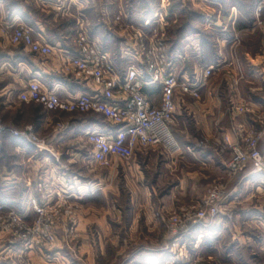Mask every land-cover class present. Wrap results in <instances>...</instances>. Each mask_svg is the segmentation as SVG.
<instances>
[{
    "label": "crops",
    "instance_id": "crops-1",
    "mask_svg": "<svg viewBox=\"0 0 264 264\" xmlns=\"http://www.w3.org/2000/svg\"><path fill=\"white\" fill-rule=\"evenodd\" d=\"M235 1L190 0L194 6L201 5V16L193 8L185 11L189 14L185 17L187 21L170 33V53L179 79L194 80L207 67L214 69L201 91L200 100L175 91L171 130L179 151L171 155L174 160L137 151L134 159L117 161L120 167L101 174L91 161L85 135L92 131L113 135L114 126L93 113H49L37 105L21 103L18 94L30 80H37L61 98L90 92L91 83L62 74L59 49L72 50L71 39L82 24L90 39L99 41L106 52L117 53L127 45L129 30L114 28L113 16L126 9L139 19L153 11L158 1L0 0V118L15 130L33 126L47 144V150L37 152L27 142L10 134L0 138V206L16 208L25 213L29 221L33 217L31 200L45 204L55 201L59 192L77 193L78 186H99V191L93 195L72 202L78 210L76 231L80 238L76 262L73 263L69 251H64L63 231H59V240L52 252L27 251L30 264H75L77 260L94 264L95 254L104 256L105 244L117 245L123 212L126 219L121 223L127 226L126 239L143 240L141 252L133 254L123 264H136V258L144 262L159 261L155 257L164 256L161 251H154L157 256L151 254L146 241L151 234L158 233L162 224L159 212L173 211L188 199L198 200L216 179L223 177L230 159L228 144L236 142L233 126L257 127L251 114L232 119L233 105H247L255 112L264 108V25L257 26L254 22L255 4L245 8L248 0H240L244 7L237 8ZM261 19L264 20V8ZM108 25L115 34L109 33ZM16 26L27 27L35 39H43L57 53L39 57L11 45L9 35ZM235 33L239 37L237 44L233 42ZM115 64L122 74L125 60L117 59ZM144 94L153 107L160 106V85L145 87ZM201 137L224 145L226 153L198 150L194 142ZM258 146L264 153V137ZM252 176L248 168L229 186L232 199L225 208L234 207L236 217L257 223L264 219V204L254 206L249 202L253 198H264V187L249 186ZM165 185L168 191L157 196V191ZM120 199H124V207L118 206ZM123 249L117 255L122 254ZM24 252L20 243L1 247L0 259Z\"/></svg>",
    "mask_w": 264,
    "mask_h": 264
},
{
    "label": "built area",
    "instance_id": "built-area-1",
    "mask_svg": "<svg viewBox=\"0 0 264 264\" xmlns=\"http://www.w3.org/2000/svg\"><path fill=\"white\" fill-rule=\"evenodd\" d=\"M254 4V22L262 26L264 0H254ZM171 6L170 0H159L153 11L139 19L126 9L113 16L111 22L114 28L129 30L127 45L117 53L106 52L102 44L90 39L84 26L79 24L71 39L72 50L59 49L62 74L80 82L91 83L92 90L61 98L37 80H30L18 94V100L23 104L37 105L49 113L101 115L114 126L116 129L113 135L96 131L85 135L90 145L91 161L96 167L109 168L115 160L128 162L137 151L152 147H159L169 155L177 153L179 148L170 131L175 112V91L199 100L214 69L207 67L194 80L178 78V68L170 53V38L167 34L169 24L175 21ZM107 30L115 34L109 25ZM9 42L39 57H50L57 53L43 39H35L32 31L25 26L13 27ZM233 42H239L236 33ZM117 59L126 62L122 74L115 64ZM151 84L161 87L159 107H153L144 94V88ZM230 114L234 120L243 114H251L257 127L233 126L236 142L228 144L230 159L225 166L226 174L234 177L250 168L252 173L264 177V153L258 147L264 137V108L255 112L247 105H233ZM6 134L24 140L37 152L47 150L45 140L36 133L33 126L15 130L0 120V138ZM225 142L228 143V138H225ZM76 190L77 193L59 192L55 201L45 204L31 200L33 217L30 225L27 224L25 213L13 207L3 209L0 206L2 231L20 232L24 249L51 245L54 226L60 221L59 215L71 214L72 202L93 195L99 191V186H78ZM229 197L223 186L211 188L202 201L183 210L182 216L168 217V233L174 236L186 225H203L216 218ZM71 223L74 224V221Z\"/></svg>",
    "mask_w": 264,
    "mask_h": 264
},
{
    "label": "rangeland",
    "instance_id": "rangeland-1",
    "mask_svg": "<svg viewBox=\"0 0 264 264\" xmlns=\"http://www.w3.org/2000/svg\"><path fill=\"white\" fill-rule=\"evenodd\" d=\"M128 1V0H127ZM159 1V0H157ZM185 5L181 4V0L170 1L171 5H174L175 8H171L172 13L175 15L174 23L169 24L168 26V37L170 33H174L176 31L175 28L179 25H183L187 19L185 17H189V10L195 9L197 13L200 14L202 11L201 5H193L190 0H184ZM228 5V3H226ZM185 11H188L187 14ZM191 11V10H190ZM180 14V15H179ZM191 18V17H190ZM203 18V17H202ZM191 20L194 22L195 19L193 17ZM198 20V19H197ZM262 20V19H261ZM200 22V20H198ZM264 22V20H262ZM200 100V99H199ZM198 101V100H195ZM253 117V116H252ZM5 126H7L4 121L0 118ZM173 123V122H172ZM172 125V124H171ZM27 127V126H26ZM25 128V127H24ZM171 134L175 139V136L171 130ZM176 140V139H175ZM196 148L202 152H217L219 155L226 153V147L222 144L213 143L207 137H201L194 142ZM259 147V146H258ZM141 152L148 155L160 156L161 158L167 159V161L171 159V155L162 150L159 147H152L146 150H142ZM134 159V158H133ZM125 163V162H124ZM120 162L117 160L113 161V165L109 168H95L97 172H101V174L109 171V169L114 168L117 169L120 167ZM227 164V163H226ZM94 168V167H93ZM144 168V167H143ZM247 170V169H246ZM245 170V171H246ZM243 172L237 174L234 177H229L224 171L223 177L216 179L206 190L204 195L198 200L188 199L182 203H180L175 210L169 212H159L161 217V226L157 230L158 233L155 235H150L147 241L148 248L152 250L151 254L157 256L154 251H161L164 256H159L156 259L159 261H141L136 258L134 261L136 264H264V219L257 220V223L253 222H244L240 218L236 217L234 212V207L225 208L226 204L229 202L231 195L229 193V186L237 179V177ZM252 179L249 186L255 185L264 187V177L261 175H257L252 173ZM121 184L122 181H119ZM223 186L226 194H229L230 197L227 199L224 205L220 208L219 215L204 223V227L197 232L191 231L192 225H186L183 229H181L176 235L171 236L166 228V221L170 216H182L183 210H186L189 206L198 204L202 201L207 195L208 191L217 186ZM168 191V186L165 185L161 190L157 191V196L161 195ZM252 194V193H250ZM250 200L249 203L254 206H259L260 204H264V198ZM119 207L125 206L124 199H120L118 203ZM71 214L61 213L59 215L60 221L54 227V238L53 242L49 246L45 247H33L32 249H24V245L19 236V233L6 232L2 231V227L0 224V248L13 246L15 244L20 243L21 248L25 251L23 254H19L13 258L0 259V263L6 264H30L29 259L26 256L27 251L40 249L43 252L50 251L52 252L55 248L56 241L59 240L57 237V233L59 231H63V241L64 251L67 253H71L69 256L73 259V263L76 262L75 255L77 257L76 251L77 247L80 246V238L77 234V224H78V210L72 204L70 209ZM122 217L119 223L120 228L122 229L120 232V238L118 239L117 245H111L109 242L104 245V256L96 255L94 256V264H123L125 260L130 257H133V254L141 252L140 243L143 240H128L127 235L124 230L127 226L124 223H121L124 219H126V213H122ZM74 221V224L71 222ZM32 219L27 221V224H31ZM119 228V229H120ZM89 242V241H88ZM92 244V240H90ZM127 242V244H126ZM146 243V242H145ZM93 246V245H92ZM121 248H124V252L120 255H117V252L120 251ZM119 253V252H118ZM163 257V258H162ZM83 258H81L82 261ZM84 260V259H83ZM13 262V263H12ZM84 263V261H83ZM77 260L75 264H83Z\"/></svg>",
    "mask_w": 264,
    "mask_h": 264
},
{
    "label": "trees",
    "instance_id": "trees-1",
    "mask_svg": "<svg viewBox=\"0 0 264 264\" xmlns=\"http://www.w3.org/2000/svg\"><path fill=\"white\" fill-rule=\"evenodd\" d=\"M233 4H234L237 8L244 7V6L241 4L240 0H236L235 2H233ZM250 4H254V0H248V5L246 4V5H245V8H247ZM246 14L248 15L247 12H246ZM202 226H203V225H202ZM202 228H204V227H201V225H195V226H193V227L191 228V231H192V233H193V232H197L198 230H200V229H202Z\"/></svg>",
    "mask_w": 264,
    "mask_h": 264
}]
</instances>
